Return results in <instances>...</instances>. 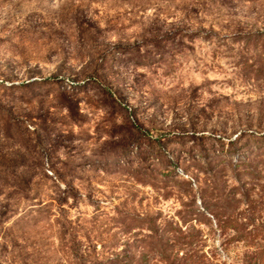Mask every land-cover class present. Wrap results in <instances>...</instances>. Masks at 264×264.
<instances>
[{"label": "rangeland", "instance_id": "1", "mask_svg": "<svg viewBox=\"0 0 264 264\" xmlns=\"http://www.w3.org/2000/svg\"><path fill=\"white\" fill-rule=\"evenodd\" d=\"M0 264H264V0H0Z\"/></svg>", "mask_w": 264, "mask_h": 264}, {"label": "trees", "instance_id": "2", "mask_svg": "<svg viewBox=\"0 0 264 264\" xmlns=\"http://www.w3.org/2000/svg\"><path fill=\"white\" fill-rule=\"evenodd\" d=\"M234 144H235V141H234V140H230V141H229V146H231V148L234 147Z\"/></svg>", "mask_w": 264, "mask_h": 264}]
</instances>
